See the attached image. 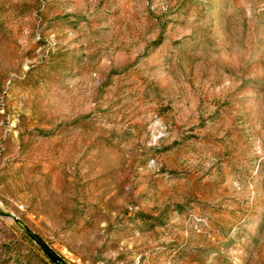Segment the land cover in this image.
Instances as JSON below:
<instances>
[{"label":"rangeland","instance_id":"374dc122","mask_svg":"<svg viewBox=\"0 0 264 264\" xmlns=\"http://www.w3.org/2000/svg\"><path fill=\"white\" fill-rule=\"evenodd\" d=\"M264 264V0H0V264Z\"/></svg>","mask_w":264,"mask_h":264},{"label":"water","instance_id":"95a60500","mask_svg":"<svg viewBox=\"0 0 264 264\" xmlns=\"http://www.w3.org/2000/svg\"><path fill=\"white\" fill-rule=\"evenodd\" d=\"M26 233L42 248L46 251V253L53 258L57 263L61 262L60 257L50 248V246L42 240L38 235H36L29 228L25 227Z\"/></svg>","mask_w":264,"mask_h":264},{"label":"trees","instance_id":"16d2710c","mask_svg":"<svg viewBox=\"0 0 264 264\" xmlns=\"http://www.w3.org/2000/svg\"><path fill=\"white\" fill-rule=\"evenodd\" d=\"M49 256V255H48ZM50 257V256H49ZM51 258V257H50ZM55 264H60V263H57L53 258H51Z\"/></svg>","mask_w":264,"mask_h":264}]
</instances>
